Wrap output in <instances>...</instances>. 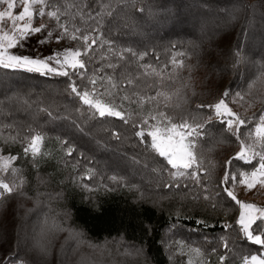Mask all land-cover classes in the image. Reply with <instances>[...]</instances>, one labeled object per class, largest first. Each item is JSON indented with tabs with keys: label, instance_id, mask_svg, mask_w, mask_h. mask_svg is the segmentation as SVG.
Instances as JSON below:
<instances>
[{
	"label": "trees",
	"instance_id": "trees-1",
	"mask_svg": "<svg viewBox=\"0 0 264 264\" xmlns=\"http://www.w3.org/2000/svg\"><path fill=\"white\" fill-rule=\"evenodd\" d=\"M58 3L60 21L71 34L75 27L96 26L82 13H99L98 34L115 51L102 60L98 51L94 58L84 57L83 80L72 77L78 87L90 89L94 75L111 76L118 94L130 103L166 94L167 104L160 103L159 110L175 123L213 117L196 145L203 168L199 179L188 175L191 169L174 175L177 170L136 135L140 129L134 123L139 125L140 118L125 123L100 117L70 94L68 77L0 67V149L22 159V148L40 133L66 151L59 164L65 167L61 180L46 166L23 165L25 181L14 191L30 198L31 205L14 211L8 204L12 194L0 195V264H77L60 256L64 228L89 245L114 251L109 259L98 255L78 264H134L128 254L142 257L137 264H186L181 253L185 245L200 249L209 261L223 257L224 264H242V257L252 254L264 258V249L239 231L240 205L223 191L229 183L238 189L240 173L258 167L259 157L250 164L234 159L237 136L213 109L197 107L213 105L226 91L242 96V105L256 110L245 118L240 139L252 137L264 113V0ZM177 54L183 65L174 71ZM69 147L74 149L71 155ZM256 150L264 151V141ZM226 172L237 179L225 185ZM68 174L82 176V182L98 191L82 194ZM112 175L122 179L112 181Z\"/></svg>",
	"mask_w": 264,
	"mask_h": 264
},
{
	"label": "snow or ice",
	"instance_id": "snow-or-ice-1",
	"mask_svg": "<svg viewBox=\"0 0 264 264\" xmlns=\"http://www.w3.org/2000/svg\"><path fill=\"white\" fill-rule=\"evenodd\" d=\"M0 4L7 5L5 10L0 11V67L12 70H26L27 72L40 73L45 76L56 75L68 77L70 94L78 97L83 105L94 110V113H98L100 117H118L124 120L125 123L129 122L124 119V113L117 110L115 103L110 104L104 102L96 95L94 86L97 81L95 78L88 81L93 86L92 90H89L87 85H84L82 88L78 87L72 79L73 76H78L83 80V74L80 70L86 69L87 63L82 57L88 56L93 51V46L98 43L99 20L97 17L99 13H97V16H93L91 12L82 13V15H87L93 21L96 25L95 27H75L72 29L70 38L80 41L81 47L75 49L65 48L63 51L50 54L47 57L29 56L16 54L10 50L23 48L25 42L30 40L32 36L40 34L47 29L48 26L43 24L39 27L33 26L34 18L43 17L46 9H49L47 11L48 17L55 19L59 27L63 29L61 34L56 35V42L59 43L65 36L69 35L67 24L60 23L61 8L58 0H0ZM21 4L23 6L22 10L18 14H14V8ZM35 5H39V8L35 9ZM5 20L11 22L10 27L5 28L3 25ZM52 37L53 30L49 29L46 33V39L37 40V43H48ZM236 54L239 55V50H237ZM109 67L114 66L109 65ZM223 96L226 98L228 92H225ZM124 99L127 100L129 98L125 97ZM197 107L214 109L217 118L227 116L228 119L226 121L220 119V123L225 124L239 139L240 128L246 121L232 111L225 102V99L219 100L215 105H197ZM49 115H51L50 112ZM192 119V123H189L188 119H181L179 123H175L164 112H158L155 115H150L148 118L142 119L139 125L134 123V127H139L140 129L136 132V135L140 137L141 142L148 144L159 157L166 160L167 165L177 170L174 175L183 176L185 172L180 171V169H191L193 171L189 172L188 175L195 176L199 179L200 170L203 168V161L197 159L195 149L197 143L206 135L204 129L207 124L211 123L213 117L209 116L204 122H196V117ZM149 120L156 121V123H149ZM145 129H147L146 132ZM29 130L31 131L32 129L30 128ZM254 131L255 136L264 141V116L260 117V123ZM114 135L116 134L114 133ZM146 137L150 138V143ZM116 138L119 139V136L116 135ZM25 139L29 138L25 137ZM42 139L43 136L40 133L31 136L29 143L23 148L24 156H28L29 152H31V155L35 157L39 151V143ZM240 144V152L237 153L234 159L250 164L252 159H255L257 156L259 157L258 167H254L250 173H240V183L246 184L249 189L253 188L257 182L264 184V151H255L253 146L245 145L243 140L240 141ZM73 150L72 147H69L68 155H71ZM249 152L251 153V158L248 157ZM14 159H16L15 156L9 155L5 158L0 155V160L4 161L2 167H0V171L8 172V162ZM227 163L230 165L231 161ZM88 179H91V176ZM110 179L112 181H118L122 178L112 175ZM230 179L235 181L237 179L236 174L230 176L226 172L223 178L224 184L227 185ZM11 184L15 185L14 179L11 181ZM165 187H171V185H165ZM176 187H180V185L177 184ZM0 189L3 190L0 192V195L4 193L10 194L14 191V186H10V183L6 182L4 177H0ZM223 191L228 197L240 205L239 231L244 234L245 240L261 246V249H264V208H257L254 204H247L237 200L235 193L229 190L228 187H225ZM226 227L231 226L226 225ZM221 239L224 242V247L227 248V240L223 237ZM136 251L141 252L142 249H137ZM194 251L199 253L200 249H194ZM221 260H223V257H221ZM242 264H264V258L257 254H252L250 259L244 256L242 257Z\"/></svg>",
	"mask_w": 264,
	"mask_h": 264
},
{
	"label": "rangeland",
	"instance_id": "rangeland-1",
	"mask_svg": "<svg viewBox=\"0 0 264 264\" xmlns=\"http://www.w3.org/2000/svg\"><path fill=\"white\" fill-rule=\"evenodd\" d=\"M7 7L6 4H0V11L5 10ZM22 4L14 8V14H18L22 10ZM35 9L39 8V5L34 6ZM49 9L45 10V15L43 17H35L33 20V26L39 27L40 25H47V29H45L44 32L40 34H36L32 36L30 40L25 42V45L23 48H17L12 49L10 51H13L16 54H23V55H29V56H42L47 57L50 54L63 51L65 48H78L81 47V44L77 42V40H72L70 38L71 33H69L68 36H65L62 40H60L59 43L56 42V35L61 34L63 32V29L59 27L57 24V21L53 18H49L47 15V11ZM10 21L5 20L3 22V25L5 28L10 27ZM60 23H62L60 21ZM53 30V37L52 39L45 44H38L37 40L40 39H46V33L47 30ZM97 40L98 43L93 48V51L89 53L91 57L94 58V54L96 51H98L97 55L100 56V60H102L103 57L109 56L112 53H115L114 48H110L109 46H106L108 43L107 41L101 36V34H97ZM93 46V47H94ZM84 59V57H82ZM183 65V56L181 54H177L173 61H172V67L174 71ZM95 78L97 83L94 86L96 95L104 102L107 103H115L117 106V110L122 111L124 113V119L129 120L130 117H137L140 118V122L142 119L148 118L150 115H155L158 112H162L159 110V104L163 103L164 105L167 104L168 96L166 94H159V97H155L153 99H148L144 101H136L134 103H130L129 99H124L126 95L118 94L115 81L112 79L111 76H96L94 75L91 79ZM93 86L91 85L89 90H92ZM227 92V91H226ZM221 99H225V102L228 104V106L232 109L233 112L237 113L241 118L245 119L246 117H250L252 113L256 110L255 108H247V106H243L241 103L242 96L239 95H231L228 93V96L225 98L224 96ZM219 99V100H221ZM219 100L216 103L219 102ZM214 111V109H213ZM166 115V114H165ZM264 116V113L261 114ZM167 116V115H166ZM217 118V117H216ZM217 119H223L227 120L228 117H222ZM149 123H156V121L149 120ZM260 123V120H259ZM258 123V125H259ZM242 127V126H241ZM256 128V127H255ZM241 130V128H240ZM255 130V129H254ZM147 131V129H145ZM231 131V130H230ZM233 133V132H232ZM243 140L245 145H250L254 147V150L260 145L262 140L257 138L255 136V131L252 134V137L248 140L246 139H240L239 134V145L236 150V156L237 153L240 152L241 144L240 141ZM29 141L27 142V144ZM4 146H8L9 144L4 141ZM23 149V148H22ZM6 149H0V155L7 158L9 155L15 156L12 154H6L4 153ZM196 151V149H195ZM23 153V150H22ZM66 153L65 150L62 149L59 142L56 141H48L45 136H43L42 141L39 143V151L35 157L31 155V152H29L28 156H24L22 159L20 157L15 156L16 159L11 160L8 162L9 164V170L8 172L0 171V177H6L8 179V182L10 183V186H12L11 181L15 180L14 190L17 189L18 185L23 183L25 181V178L21 176V173H24V166L27 165L28 169L30 166L35 167L36 169H41L42 167L46 166L52 170V173L56 175L61 180L62 176L65 177V167L60 165L62 160V157ZM248 157L251 158V153L249 152ZM230 158V157H229ZM228 158V160H229ZM253 160V159H252ZM60 161V162H59ZM21 162V163H20ZM24 162H27L24 164ZM4 161L0 160V167H2ZM31 168V167H30ZM176 170V169H175ZM180 171L185 172L186 170L180 169ZM250 173V172H249ZM70 176V182L71 185L78 189L82 194L86 195H93L96 193L95 188L89 187L86 185V183L82 182V176L79 175H73L68 174ZM239 180L241 179V176L238 177ZM229 190L233 191L236 195L237 200H240L243 203L247 204H254L257 208H264V184H261L257 182L255 186L251 189L247 187L246 184H240V187L238 189H234L230 185V183L227 185ZM251 194H248V193ZM10 196L11 199L9 200V207L10 209H13L14 211H22L23 207L25 205H31V199L30 198H23L16 195L15 191L11 193ZM16 195V196H15ZM71 242L70 245L67 243ZM76 243V244H75ZM81 247H83L81 249ZM194 247L190 246H184V248L181 250V253L185 255L186 257V264H224L223 260H216V261H209L205 259L202 256L201 251L199 253H196L194 251ZM110 253H114L113 250H108L107 246H97V245H89L87 242H84L81 238L78 237L75 232L68 231L65 228L60 230V256H63V260L67 263L75 262V263H85L86 260L91 259L92 257H96L99 255V257H105L109 259ZM129 261L137 264L141 263L142 257L138 256L137 254H128Z\"/></svg>",
	"mask_w": 264,
	"mask_h": 264
}]
</instances>
